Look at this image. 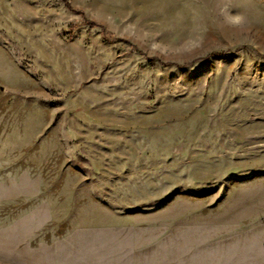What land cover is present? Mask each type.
<instances>
[{
    "label": "rangeland",
    "instance_id": "rangeland-1",
    "mask_svg": "<svg viewBox=\"0 0 264 264\" xmlns=\"http://www.w3.org/2000/svg\"><path fill=\"white\" fill-rule=\"evenodd\" d=\"M238 244L264 251V0H0V264Z\"/></svg>",
    "mask_w": 264,
    "mask_h": 264
},
{
    "label": "crops",
    "instance_id": "crops-1",
    "mask_svg": "<svg viewBox=\"0 0 264 264\" xmlns=\"http://www.w3.org/2000/svg\"><path fill=\"white\" fill-rule=\"evenodd\" d=\"M238 237H240V236H238ZM237 240L242 241L244 239L242 238V240H241V239L237 238ZM234 246H233V248H234ZM236 246L239 248H234V250L232 249L230 251V264H246V261L249 260V257H251V255H253L255 257L254 262H256L257 264H264V251L258 249L254 253V252H251L252 250H250V249L245 250L243 244H238ZM235 249H237V250H235ZM214 257H217L216 254H214L213 252L212 253L210 252L209 256L202 257V259H200L198 261V263H200V264L218 263V261L213 259Z\"/></svg>",
    "mask_w": 264,
    "mask_h": 264
},
{
    "label": "clouds",
    "instance_id": "clouds-1",
    "mask_svg": "<svg viewBox=\"0 0 264 264\" xmlns=\"http://www.w3.org/2000/svg\"><path fill=\"white\" fill-rule=\"evenodd\" d=\"M222 11L226 13L224 19L230 27L241 28L247 22V18L243 14L237 12L233 13L230 6H226Z\"/></svg>",
    "mask_w": 264,
    "mask_h": 264
},
{
    "label": "trees",
    "instance_id": "trees-1",
    "mask_svg": "<svg viewBox=\"0 0 264 264\" xmlns=\"http://www.w3.org/2000/svg\"><path fill=\"white\" fill-rule=\"evenodd\" d=\"M68 5H69V4H68ZM92 24L95 25L94 22H92ZM212 55L216 56V55H218V53H213V54H211V56H212ZM208 57H209V56H208Z\"/></svg>",
    "mask_w": 264,
    "mask_h": 264
}]
</instances>
